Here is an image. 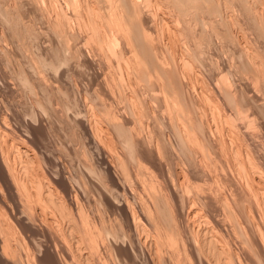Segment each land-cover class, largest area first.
I'll use <instances>...</instances> for the list:
<instances>
[{"label": "rangeland", "instance_id": "1", "mask_svg": "<svg viewBox=\"0 0 264 264\" xmlns=\"http://www.w3.org/2000/svg\"><path fill=\"white\" fill-rule=\"evenodd\" d=\"M124 1L125 0H0V143H2V148L4 150L6 147L7 149H9H6L7 152L9 151L8 153H11L10 163L11 165L13 164L12 167L16 169H14V172L16 173V176H18L16 177V181L18 180V185L24 184L25 182L23 181L25 179L27 180H25V185H27L24 188L25 190L23 189V191L21 189L23 197L17 199L18 201L21 200V206L24 209L25 205L23 204H25L26 202H23L25 200L27 201L26 205H28L26 207V212H28V206L32 204L30 206L32 209H29L31 213L28 212V214L31 217L34 215L33 217L35 218L33 219L34 222L36 221L35 223L43 221L42 223L40 222L39 226L45 225L46 223V225H51V223L54 224L52 220L57 222L59 221V224L55 222L56 225H51L53 230H55L57 227L56 232H58L60 229L65 230V228L67 231L69 229V225H67L66 227V224H71L72 222L76 221L78 222L77 219L79 217L81 218L79 219L78 224H80V222H82V220L84 219H88L87 221L84 220L85 222L92 223V221H95L94 217H96V220H98V223L100 224L101 217L106 212H109V210L106 211L105 209L108 204L106 200H109L111 205L113 203H116L117 205L114 204L116 208H114L115 210H113L116 212L113 213V211H111V213L109 212L110 214L106 213V216H103L102 220H104V222L106 223H109L104 224L108 228L111 227L112 230H110H114L113 232H116L115 234L121 233L120 235L118 234L120 239L117 243L113 236L109 238L107 237V240L105 239L106 247L109 245V243H113V245L116 243L114 246H118L117 244L127 245L128 243L130 246L129 232L127 229H125L126 227L122 229V224L125 223V220H123L122 218L127 215V212L124 211L125 203L129 205L131 201H134L135 203H133L138 206L135 208V205L133 203H131L130 206L135 211V216H138L139 211L136 210H139V207L142 204L145 207L147 204L146 202L148 201V205L150 206L147 205L145 209L149 207L151 208H149V213L151 215H148L154 217L150 219H153V221L157 223V227L159 225V228L156 229V224L153 223L155 224V226H153V224H150L153 226V228L152 226L151 228L148 227V236V233H142V239L145 240L147 251H144L142 249V252L140 251V249H137L136 252V250L134 249V253L141 263L146 264L145 259L147 257L146 255L149 249V253L152 254L155 261L157 260L156 264H171L170 258L173 262V254L176 253V250L173 251L177 247L175 245H180V243L183 245V239L186 238V241L184 240V245L186 250L189 251V248L187 249V245L189 244L187 243L192 242L194 236L195 238L197 236V239L200 241V243H202V241H205L204 239L206 236L203 234L204 230V233L208 232L206 239L211 238L210 240H212V238L215 239L221 235L222 239H217V241L220 240V243L216 242L215 244V240H212V243L216 246L214 245L212 247L207 242L209 240L206 241L208 245L206 244L205 250L209 253L211 251L213 254L214 252L217 254H214V256L211 253V256L209 255L207 257H203L201 260L200 255L197 252V258L193 257L195 258V260L192 259L191 255V258L188 256V263L190 262L189 264H195V262L198 261L196 262V264H204L205 262L207 264V259H209L208 261H212L213 259L212 264H227V262L230 263L229 260L225 258L227 256L224 255V257L221 252V248L224 246L223 243L227 240L229 243L232 242V245L230 244L232 246V249L234 248V251L238 252V248L240 247L234 246L235 244L233 245V243L236 240V242H238L239 240L241 241V239L244 241L245 238L243 231H241L240 229V224L242 222H245L248 229V226L251 225V221H253L254 223H262V221L260 220L261 218H264V192H260V190L257 191L261 185H259L258 183H255L253 185V183H251L252 171L250 169V166L256 163L254 165H257V173L260 172L261 174H264V0H235V2L234 0H223L226 1L227 4L226 8L223 7L222 12H218L215 9V11H213L211 9L213 8L212 5L214 3V1L212 2L211 0H193L197 3L196 5V3L193 2L194 6L192 3H188L190 0H182V2L181 0H179L180 2H177L178 0H168V2H165L167 0H136L137 7L139 6V11L137 10V8L135 9L137 12H133L132 8H129L130 3L128 4L126 2V4ZM186 4L190 5L187 6ZM250 4L252 5L250 6ZM121 6L122 8H120ZM195 6H199L198 8L201 7L199 10L204 9V11H196L197 7L194 10ZM86 7H89V9H87ZM207 7H211L209 10H211V12L213 11L214 14L213 12L210 13ZM189 8L193 9V12L192 10L189 11ZM205 8H207V10ZM245 9H248V11ZM120 10L124 12H121ZM184 10L192 12L193 17H191L192 15H189V12ZM130 11H132V13ZM208 12L209 14H207ZM260 12L262 14H260ZM114 13L117 14L115 15ZM184 13L186 14V16ZM180 14L184 16H180ZM195 14L196 17L199 16L197 19L195 17ZM112 15L113 18L111 19L110 17H112ZM205 15H208V17ZM239 15L241 16V18ZM257 15L258 18L256 20L255 17H257ZM117 17H120V20L123 19V22H121ZM148 17L149 20H147ZM194 17L195 19H193ZM162 18L165 20L167 19L166 21L167 23L169 22V28L165 26L167 23ZM169 18H171V20ZM172 18H174V24L172 23ZM183 18L185 19V21H188L185 22ZM261 18L263 20L262 28L260 26L262 23ZM116 21L118 23H116ZM124 21L126 24L124 23ZM182 21H184L185 23ZM190 21L191 24H189ZM93 22H95L94 25L92 24ZM114 22L116 23V26H118L120 23L119 27L121 26V28L115 27ZM106 23L108 25H106ZM111 23L112 25L110 27L109 24ZM95 25L98 30L100 29L98 32L94 30L97 29ZM140 27L141 29H143L141 30ZM111 29L113 30L112 32L109 31ZM139 29L141 30V32ZM94 31L96 32V34ZM108 32H110V34ZM116 33L118 35H116ZM123 33L125 34L123 35ZM97 34H100L99 36L103 39L106 38L105 40L107 43L103 39L102 41L101 39L98 40V38L100 37H98ZM104 35L108 36L104 38ZM114 35L117 36L116 40L119 39V45H117L118 47L115 48L116 52H112L115 49L111 51V49L109 48L110 41L107 40V38H110L109 36L114 37ZM108 50L111 52H109ZM255 52L257 53L255 54ZM117 58H120L121 61ZM186 59H189L187 61L188 64H191H189L190 67L186 64L185 65L187 67L184 66ZM251 64L252 67L254 65L255 68H253L256 69L257 72L251 67ZM255 64L257 65V67L255 66ZM259 70L260 72H258ZM4 124H6V126L11 129L9 130L10 133L7 132V134L2 131V128H4ZM86 126H88L89 129H87ZM93 134L94 137H92ZM20 136L26 139V141L29 142L30 147H32L31 150L35 151V154L38 158H35V161H33V163L36 162L34 163L36 165L31 163L30 160L27 161V155L24 153L19 154L16 146L14 147V145H12L14 143H18ZM20 139L24 141V139ZM94 140L97 141L94 142ZM98 142L100 144H97ZM185 143H194V145L189 148L188 144ZM198 143L201 147L198 145ZM101 144H104L106 146L105 148L108 149L107 151L110 153L109 165L114 173L113 175L110 172V177L108 174V172L110 171V167L109 165H107L108 163H106V160L103 156L104 153L101 149ZM190 145L191 144H189V146ZM196 145L197 147H195ZM16 154H19V156ZM19 157L21 158L18 159ZM20 160L22 162H25L24 165L22 164L23 166H25L29 162L32 164L31 165L29 163L30 167L29 164L28 166L26 165L28 167V170L31 171H28L30 175L24 176L27 173L24 174L25 172L22 169L23 166L20 164L22 163ZM247 160H251L253 164H250ZM244 161L246 163H244ZM139 162L141 166L138 164ZM240 162L247 168L246 177L241 172H239L240 168L238 169V167H240ZM211 163L213 164V166ZM33 167L35 170H38L36 171L38 172V176L36 175L35 170L34 172L31 170L33 169ZM18 170H21V172H17ZM193 170H196V172ZM231 175L234 177V179H237V183H242L243 185H245L244 183L250 179V186L253 188L251 195L242 194V192L240 191L237 192V185L235 183L236 181ZM42 176H45L48 179L46 180ZM116 176L120 177V179ZM248 176L249 178H247ZM21 177H23L24 180ZM36 177H39L38 179H40V183L38 182V179ZM243 177L244 179L246 178L245 182ZM41 178H43V181ZM110 178H113V180H115L113 181ZM33 179L37 181L31 182ZM61 179H63V181H66V183L69 180L70 183H68V185L64 183V185L62 184V181L60 182ZM19 180H21V182L23 183H20ZM118 180L120 181V183ZM232 180L235 182L233 183ZM48 181L50 184L49 188L47 187ZM111 181L117 183H112ZM170 181H172L174 184ZM224 182L225 185L223 184ZM35 183L39 186L42 183L40 186L41 188L36 186ZM122 183L125 185V187H123L124 185H120ZM215 183H217L218 185L217 188V185ZM228 183L231 184L229 185ZM30 184L33 186H31ZM212 184L213 186L211 187ZM0 185H2L1 180ZM4 186L2 188H6ZM66 186H69V188L71 187L70 192H66ZM116 186H118V188ZM34 187L38 189V191L42 189L40 190L41 193L39 192L40 194H38L40 196L37 195V191L31 192V190L34 191ZM50 187L53 190H50ZM119 187L122 190H120ZM213 187L216 189H214ZM220 187L222 189H220ZM20 188H22V186H19V189ZM56 188L59 190H57ZM123 188L125 190H123ZM91 189L93 190V192ZM102 190L106 191V193L110 195H107ZM131 190L133 191V193H131ZM28 191L29 194L31 193L30 195H27V193L25 194V192ZM51 191H53V195L56 191H59L56 192V197L53 196L54 200L56 199L55 202L52 201L53 199H51ZM47 192H49L50 195L48 194L47 196ZM33 193H36V195ZM42 193L43 195H41ZM44 193L45 199L43 198ZM59 193L61 196L59 195ZM66 193L69 194L67 195ZM103 193L106 194L107 197L110 196V198L108 197V199H104L103 197H107ZM175 193H178V195H176ZM253 193L254 195H252ZM218 194L220 195L219 197ZM6 195L7 198H9L8 194ZM31 195H35L33 201ZM63 195H66V197H64ZM174 195L176 199L177 197H179L182 201L177 202L176 199H174ZM71 196L72 198L70 200L69 198ZM77 196L81 199L80 204L82 203L81 206L80 204H78V208L84 205L82 207L84 210L82 208L79 209L80 211L81 209L84 211H82V213L79 212V210H76V208L74 207H69L71 206V202H69V200L73 201V199L75 200ZM99 196L101 197L99 198ZM130 196H133L131 197V201ZM29 197L31 199H29ZM40 197L41 199L43 198V201L40 200ZM60 197L62 199H60ZM67 197L69 204L67 202ZM78 197L77 199H79ZM203 197H206L207 199L205 198V200ZM208 197H214V200H217L218 204L217 202L213 201V198L211 200ZM64 198L66 199V201H64ZM135 198L137 199V202L135 201ZM200 198L201 202L198 200ZM251 198H254L255 200ZM187 199L189 200L188 203ZM207 200L210 208L209 206L205 207L204 205L206 204ZM49 201L52 204L59 203V201L60 203L64 202L65 207L63 203H59L60 205L55 204L56 206L54 207V205L48 203ZM77 201L76 203H79L80 200ZM141 202L144 203L141 204ZM44 203L49 204V208H47L48 205H45ZM89 204H91V206ZM42 206L43 208H41ZM52 206L54 208H61V213L66 210V207H69L68 210L70 211L71 208H74L71 212L75 214L77 213L76 215L69 211H65V213H68L67 216L70 213V215L68 216L69 220L74 219V221L70 220L69 222L68 217H65V213L63 214L64 217H61L60 212L58 215L57 212L60 211L58 209H56L55 213V209ZM33 207L35 209H33ZM63 207L65 209L64 211L62 210ZM96 207L99 210L101 209L100 211L97 210L99 213L96 211ZM89 209H93V214L96 215L94 216L91 213L92 211ZM120 209H123V212L126 214L122 213ZM229 209H232L231 212ZM12 211L14 212L15 210ZM32 211L35 214H33ZM102 211H104L105 213H103ZM259 211L262 214H260ZM89 212V215H92L90 216L91 219L88 216ZM193 212L196 214H194ZM117 213H119L120 215H117ZM257 213L260 215H258ZM11 214L12 212L9 214L11 218H14V216L17 215L16 211L14 213V216H12ZM98 214L103 215L101 216ZM123 214L124 216L120 219V216ZM77 215L79 216L75 219ZM81 215L83 217L85 215V217L87 218H83ZM109 215H111V217L113 218H111ZM250 215L252 216L249 217ZM253 215L256 216H254V220H251ZM44 217H46V219ZM118 217L121 221L118 219ZM188 217H190L191 219ZM109 218L112 220L110 221ZM186 218L187 221L185 223ZM217 218L218 220H216ZM238 218L240 219L239 221ZM61 219L65 221L64 225ZM106 219L107 221H105ZM89 220L92 221L90 222ZM118 220L120 221V224L118 223ZM122 220L124 221V223H122ZM219 220H222V222L219 223ZM66 221H68V223ZM150 221L153 222L152 220ZM113 222L117 223L121 228H119V226L117 224H114ZM204 222L206 224H204ZM17 223V225H20L19 222ZM20 223L21 226H18L16 230L22 232V230L26 228V231L23 230V233H27V236H32L33 232L29 229V231H27V227L24 226V223ZM179 223H182V226H180ZM94 224L95 222H93V224L91 225ZM112 224H114V226H110ZM186 225L189 226V228L190 225L193 226L191 228H193L194 230H192L191 228H187ZM232 225H236V228H233ZM172 226H174L175 228L177 227V231L180 227H182L179 229L180 231H178L181 232V236L179 237L180 240L182 239L181 242L170 240V238H168L169 233L167 232H169L170 228H173ZM220 226L221 231L222 233L224 232V236L226 238L223 237L222 233L220 234V229L217 228ZM19 227L22 230H20ZM114 227H117L118 229H120V231L117 228L116 230ZM151 230H153L154 232ZM210 230L213 234H211ZM217 231L220 235H217ZM15 232L17 233L18 231ZM20 232L18 233L19 235L22 234V236H25ZM162 232L164 234L166 232V235L168 236L164 235ZM184 232L187 235L184 234ZM124 233L129 238H127ZM155 233L156 237H158L157 234L160 237L156 238ZM160 234H162V236ZM197 234H201L199 237L203 238H199ZM226 234L230 236L227 237ZM182 235L184 236V238ZM42 237H40V239H42ZM229 237L230 239L232 238L231 242L229 241ZM112 238L114 241L112 240ZM234 239L236 240L234 241ZM166 240L168 242H171L172 245ZM240 241L239 243H236V245H240ZM169 244L171 247L169 246ZM113 245H109L107 249L113 251ZM201 245H203V243ZM207 246H209L208 250ZM248 246L250 245H246L247 249H252L251 246L249 248ZM236 247L238 248L236 249ZM133 248H131V250ZM215 248L219 250L217 251ZM138 250L140 251V254L142 253L141 255H139ZM150 250L153 252H150ZM112 251L110 256L111 258L115 259L116 255L114 252V254H112ZM154 252H156L157 255ZM208 252L206 253L209 254ZM237 258L238 256L235 258V263L237 262ZM189 259L191 261H189ZM221 259L224 262H220ZM115 260H113V262L108 260V262L110 264H118ZM159 260H162L163 262ZM192 260L194 261V263H192ZM214 261H216L217 263ZM241 261V264H249L248 262L250 261L251 264L254 263V261V264H262L259 258L255 255L254 258L251 257L246 261L244 260L245 262L243 260Z\"/></svg>", "mask_w": 264, "mask_h": 264}, {"label": "bare ground", "instance_id": "2", "mask_svg": "<svg viewBox=\"0 0 264 264\" xmlns=\"http://www.w3.org/2000/svg\"><path fill=\"white\" fill-rule=\"evenodd\" d=\"M120 1V0H119ZM147 1H149V0H147ZM153 1H155V0H153ZM162 1V0H161ZM185 1V0H184ZM183 1V2H184ZM187 1V0H186ZM196 1V0H195ZM199 1V0H198ZM203 1V0H202ZM212 2L214 1V3H213V5H212V3H211V5L213 6V8H211L213 11H223V7H225L226 8V4H227V2L226 1H223V0H211ZM229 1V0H228ZM239 1V0H238ZM242 1V0H241ZM75 2V1H74ZM125 3L127 2L129 5H130V9L132 8V10H133V12L135 11V12H137L135 9L137 8V10H138V7H137V2H136V0H125L124 1ZM165 2H168V0L167 1H165ZM177 2H180L179 0L177 1ZM181 2H182V0H181ZM193 0H190L188 3H192L193 4ZM201 2V1H200ZM221 2H223V3H221ZM234 2H235V0H234ZM260 2V1H259ZM4 3V2H3ZM126 3V4H127ZM138 3H139V1H138ZM155 3V2H154ZM158 3V2H157ZM194 3H196V2H194ZM204 3V2H203ZM206 3V2H205ZM240 3H242V2H240ZM249 3H251V2H249ZM248 3V4H249ZM100 4V3H99ZM123 4V3H122ZM125 4V5H126ZM141 4V3H140ZM170 4V3H169ZM190 4H188V5H190ZM202 4V3H201ZM258 4V3H257ZM43 5V4H42ZM77 5V4H76ZM107 5V4H106ZM118 5V4H117ZM129 5H127V6H129ZM187 5V4H186ZM187 5V6H188ZM196 5H197V3H196ZM198 5H200V4H198ZM206 5V4H205ZM207 5H208V3H207ZM210 5V6H211ZM231 5V4H230ZM238 5H239V3H238ZM252 4H250V6H251ZM256 5V4H255ZM4 6V5H3ZM176 6V5H175ZM193 6H194V4H193ZM235 6V5H234ZM249 6V5H248ZM74 7V6H73ZM78 7V6H77ZM90 7V6H89ZM89 7L87 8V9H89ZM102 7V6H101ZM183 7V6H182ZM191 7V6H190ZM197 6H195L194 7V10H195V8H196ZM199 7V6H198ZM197 7V8H198ZM217 7V8H216ZM113 8V7H112ZM112 8H109V9H112ZM116 8H117V6H116ZM120 8H122V6L120 7ZM187 8V7H186ZM196 8V11H204V9H202V10H199L200 8H198L197 9ZM203 8V7H202ZM208 8V7H207ZM207 8H205L206 10H207ZM210 8H208V11H210V13H212L211 12V10H209ZM39 9V8H38ZM130 9H128V10H130ZM188 9V8H187ZM190 9V8H189ZM215 9V10H214ZM235 9V8H234ZM90 10H91V8H90ZM182 10H183V8H182ZM192 10V12H193V9H190L189 11H191ZM230 10H232V9H230ZM245 10H247L248 11V9H245ZM79 11V10H78ZM121 11V10H120ZM127 11V10H126ZM139 11V10H138ZM176 11V10H175ZM184 11H187V12H189L188 10H184ZM195 11V12H196ZM247 11H245V12H247ZM254 11V10H253ZM258 11H259V9H258ZM262 11V10H261ZM264 11V10H263ZM98 12V11H97ZM114 12V11H113ZM121 12H124V11H121ZM131 13H132V11H130ZM180 12V11H179ZM186 12V13H187ZM192 12H189L190 14L189 15H192L191 17H193V14H192ZM207 12V11H206ZM240 12V11H239ZM256 12H257V9H256ZM79 13V12H78ZM101 13H103V12H101ZM198 13V12H197ZM196 13V14H197ZM241 13V12H240ZM239 13V14H240ZM255 13V12H254ZM8 14H10V13H8ZM75 14V13H74ZM115 14V13H114ZM113 14V15H114ZM117 14V13H116ZM115 14V15H116ZM119 14V13H118ZM137 14V13H136ZM175 14V13H174ZM177 14H179V13H177ZM185 14V13H184ZM188 14V13H187ZM196 14H195V17H196ZM207 14H209V12L207 13ZM213 14H214V12H213ZM212 14V15H213ZM221 14V13H220ZM248 14V13H247ZM250 14V13H249ZM257 14H259V13H257ZM260 14H262L261 12H260ZM60 15V14H59ZM109 15V14H108ZM113 15H112V17H110L111 19L113 18ZM153 15V14H152ZM198 15V14H197ZM236 15V14H235ZM241 15V14H240ZM239 15V16H240ZM263 15H264V13H263ZM262 15V16H263ZM110 16V15H109ZM147 16V15H146ZM180 16H184V15H181L180 14ZM180 16H179V20H180ZM185 16H186V14H185ZM205 16H207L208 17V15H205ZM214 16V15H213ZM253 16V15H252ZM82 17V16H81ZM136 17H137V15H136ZM170 17V16H169ZM173 17V16H172ZM175 17V16H174ZM188 17V16H187ZM195 17L193 18V19H195ZM199 17V16H198ZM198 17H196V19L198 18ZM206 17V18H207ZM226 17V16H225ZM230 17V16H229ZM261 17V16H260ZM259 17V18H260ZM264 17V16H263ZM262 17V18H263ZM11 18V17H10ZM71 18V17H70ZM69 18V19H70ZM109 18V17H108ZM118 18V17H117ZM120 18V17H119ZM118 18V19H119ZM123 18V17H122ZM139 18V17H138ZM165 18V17H164ZM184 18H186V17H184ZM183 18V20L185 21V19ZM240 18H241V16H240ZM254 18V17H253ZM256 18V20H257V18H258V15H257V17H255ZM254 18V19H255ZM262 18H261V21H262V23H261V28H262V24H263V20H264V18H263V20H262ZM121 19V18H120ZM119 19V20H120ZM140 19V18H139ZM163 19V18H162ZM170 20H171V18H169ZM177 19V18H176ZM186 19H188V18H186ZM190 19V18H189ZM211 19V18H210ZM82 20V19H81ZM115 20V19H114ZM117 20V19H116ZM123 20V19H122ZM122 20H120L121 22H123ZM138 20V19H137ZM144 20V19H143ZM147 20H149V17L147 18ZM163 20H165V19H163ZM167 20V19H166ZM165 20V22L167 23V21ZM169 20V21H170ZM174 18H172V23L174 24ZM178 20V19H177ZM204 20V19H203ZM209 20V19H208ZM232 20V19H231ZM95 21V20H94ZM107 21H109V20H107ZM132 21V20H131ZM184 21H182V22H184ZM186 21H188V20H186ZM185 21V22H186ZM192 21V20H191ZM191 21H190V23L189 24H191ZM196 21V20H195ZM200 21V20H199ZM106 22V21H105ZM109 22H111V21H109ZM130 22V21H129ZM134 22V21H133ZM139 22H141V21H139ZM161 22H163V21H161ZM177 22V21H176ZM184 22V23H185ZM207 22V21H206ZM208 22H210V21H208ZM216 22V21H215ZM237 22V21H236ZM240 22V21H239ZM94 23L95 22H93L92 24L94 25ZM108 23V22H107ZM106 23V25H108ZM116 23H118L117 21H116ZM116 23L114 22V24H115V27H119V25H120V23H119V25L118 26H116ZM124 23H125V21H124ZM131 23V22H130ZM98 24V23H97ZM126 24V23H125ZM124 24V25H125ZM138 24V23H137ZM168 24V25H167ZM165 26H169V22L167 23ZM172 24V25H173ZM176 24V23H175ZM198 24V23H197ZM239 24V23H238ZM258 24H259V22H258ZM17 25V24H16ZM111 25H112V23L111 24H109V26L111 27ZM128 25V24H127ZM132 25V24H131ZM162 25V24H161ZM178 25V24H177ZM176 25V26H177ZM222 25V24H221ZM235 26V25H234ZM95 27H96V25H95ZM217 27V26H216ZM256 27H257V25H256ZM264 27V26H263ZM90 28V27H89ZM97 28V27H96ZM119 28H121V26L119 27ZM169 28V27H168ZM106 29V28H105ZM129 29V28H128ZM127 29V30H128ZM140 29H141V27H140ZM139 29V30H140ZM143 29V28H142ZM141 29V30H142ZM95 31H99L98 30V28L97 29H94ZM131 30H134V29H131ZM138 30V29H137ZM141 30H140V32H141ZM170 30V29H169ZM210 30H212V29H210ZM214 30V29H213ZM243 30V29H242ZM24 31V30H23ZM94 31V32H95ZM110 32H112L113 30L111 29V30H109ZM123 31V30H122ZM130 31V30H129ZM145 31H147V30H145ZM191 31V30H190ZM196 31V30H195ZM65 32V31H64ZM110 32H108L109 34H110ZM121 32V31H120ZM124 32V31H123ZM127 32V31H126ZM210 32V31H209ZM251 32V31H250ZM253 32V31H252ZM24 33V32H23ZM114 33V32H113ZM122 33V32H121ZM128 33V32H127ZM144 33V32H143ZM181 33H183V32H181ZM259 33V32H258ZM29 34V33H28ZM95 34H96V32H95ZM103 34V33H102ZM115 34V33H114ZM125 33H123V35H124ZM146 34V33H145ZM178 34V33H177ZM209 34V33H208ZM215 34V33H214ZM225 34V33H224ZM264 34V33H263ZM22 35V34H21ZM94 35V34H93ZM98 35V34H97ZM100 35V34H99ZM98 35V37H100ZM113 35V34H112ZM116 35H118L117 33H116ZM137 35V34H136ZM189 35V34H188ZM204 35V34H203ZM80 36V35H79ZM108 35H104V38L105 37H107ZM120 36V35H119ZM121 36H122V34H121ZM120 36V37H121ZM144 36V35H143ZM181 36V35H180ZM184 36V35H183ZM191 36V35H190ZM227 36V35H226ZM20 37V36H19ZM110 38L112 37V36H109ZM116 37L117 36H115L114 35V37H112L110 40L107 38V40L108 41H110L109 42V48L111 49V51L112 50H114L116 47H118L117 45H119V39L118 40H116ZM119 37V38H120ZM141 37V36H140ZM146 37V36H145ZM202 37V36H201ZM79 38V37H78ZM139 38V37H138ZM227 38V37H226ZM99 39H101V41H102V39L103 38H98V40ZM106 39V38H105ZM105 39H103V40H105ZM190 39V38H189ZM228 39V38H227ZM122 40V39H121ZM145 40V39H144ZM150 40V39H149ZM173 40V39H172ZM196 40V39H195ZM201 40V39H200ZM253 40V39H252ZM59 41V40H58ZM254 41V40H253ZM20 42V41H19ZM105 42H106V40H105ZM104 42V43H105ZM154 42H155V40H154ZM107 43V42H106ZM151 43V42H150ZM209 43V42H208ZM239 43V42H238ZM5 44V43H4ZM47 44V43H46ZM143 44V43H142ZM214 44V43H213ZM18 45V44H17ZM144 45V44H143ZM150 45H152V44H150ZM223 45V44H222ZM249 45V44H248ZM54 46V45H53ZM149 46V45H148ZM232 46V45H231ZM31 47V46H30ZM135 47V46H134ZM153 48V47H152ZM201 48V47H200ZM134 49V48H133ZM146 49V48H145ZM258 49V48H257ZM76 50V49H75ZM125 50V49H124ZM147 50V49H146ZM235 50V49H234ZM238 50V49H237ZM256 50V49H255ZM259 50V49H258ZM101 51V50H100ZM109 51V50H108ZM111 51H109V52H111ZM148 51V50H147ZM150 51V50H149ZM217 51V50H216ZM112 52H116V49L114 50V51H112ZM133 52V51H132ZM187 52V51H186ZM196 52V51H195ZM126 53V52H125ZM140 53V52H139ZM149 53V52H148ZM190 53V52H189ZM228 53V52H227ZM226 53V54H227ZM230 53V52H229ZM235 53V52H234ZM246 53V52H245ZM257 52H255V54H256ZM73 54V53H72ZM116 54V53H115ZM150 54V53H149ZM156 54V53H155ZM192 54V53H191ZM217 54V53H216ZM249 54V53H248ZM54 55V54H53ZM61 55V54H60ZM108 55V54H107ZM261 55V54H260ZM155 56V55H154ZM249 56H251V55H249ZM263 56V55H262ZM3 57V56H2ZM32 57V56H31ZM160 57V56H159ZM248 57V56H247ZM255 57H256V55H255ZM27 58H29V57H27ZM65 58V57H64ZM184 58V57H183ZM202 58V57H201ZM249 58V57H248ZM32 59V58H31ZM118 59V58H117ZM129 59V58H128ZM245 59V58H244ZM255 59V58H254ZM257 59V58H256ZM118 60H120V58L118 59ZM139 60V59H138ZM150 60V59H149ZM157 60V59H156ZM187 60H189V59H186L185 60V63H184V66H189V64H188V61ZM250 60V59H249ZM258 60V59H257ZM26 61V60H25ZM31 61V60H30ZM121 61V60H120ZM135 61V60H134ZM142 61V60H141ZM163 61V60H162ZM252 61H253V59H252ZM256 61V60H255ZM254 61V62H255ZM28 62V61H27ZM119 62V61H118ZM184 62V61H183ZM187 62V63H186ZM260 62V61H259ZM45 63V62H44ZM108 63V62H107ZM120 63V62H119ZM223 63V62H222ZM26 64V63H25ZM55 64V63H54ZM127 64V63H126ZM175 64V63H174ZM186 64V65H185ZM219 64V63H218ZM261 64V63H260ZM259 64V65H260ZM81 65V64H80ZM119 65V64H118ZM158 65V64H157ZM168 65V64H167ZM191 65V64H190ZM186 66V67H187ZM255 66L257 67V65L255 64ZM32 67V66H31ZM190 67V66H189ZM251 67H252V64H251ZM253 67H254V65H253ZM252 67V68H253ZM259 67V66H258ZM262 67V66H261ZM38 68V67H37ZM67 68V67H66ZM144 68V67H143ZM239 68V67H238ZM255 68V67H254ZM253 68V69H254ZM263 68V67H262ZM29 69V68H28ZM35 69H36V67H35ZM157 69V68H156ZM186 69V68H185ZM184 69V70H185ZM190 69V68H189ZM201 69V68H200ZM258 69V68H257ZM16 70V69H15ZM125 70V69H124ZM255 71H256V69H254ZM116 71V70H115ZM211 71V70H210ZM215 71V70H214ZM247 71V70H246ZM245 71V72H246ZM29 72V71H28ZM39 72V71H38ZM120 72V71H119ZM122 72V71H121ZM190 72V71H189ZM212 72H213V70H212ZM250 72H251V70H250ZM257 72V71H256ZM258 72H260V70L258 71ZM34 73V72H33ZM191 73V72H190ZM240 73V72H239ZM18 74V73H17ZM36 74V73H35ZM50 74V73H49ZM167 74V73H166ZM186 74V73H185ZM6 75V74H5ZM32 75V74H31ZM121 75V74H120ZM149 75V74H148ZM27 76V75H26ZM40 76V75H39ZM118 76V75H117ZM140 76V75H139ZM143 76V75H142ZM200 76V75H199ZM202 76V75H201ZM245 76V75H244ZM260 76V75H259ZM11 77V76H10ZM34 77V76H33ZM160 77V76H159ZM169 77V76H168ZM252 77V76H251ZM263 78V77H262ZM22 79V78H21ZM28 79V78H27ZM41 79V78H40ZM166 79V78H165ZM241 79V78H240ZM259 79V78H258ZM33 80V79H32ZM35 80V79H34ZM39 80V79H38ZM44 80V79H43ZM156 80V79H155ZM158 80V79H157ZM223 80V79H222ZM25 81V80H24ZM50 81V80H49ZM185 81V80H184ZM246 81V80H245ZM122 82V81H121ZM120 82V83H121ZM128 82V81H127ZM154 82H156V81H154ZM172 82V81H171ZM170 82V83H171ZM176 82V81H175ZM29 83V82H28ZM52 83V82H51ZM227 83H229V82H227ZM50 84V83H49ZM114 84V83H113ZM142 84V83H141ZM259 84V83H258ZM263 84V83H262ZM130 85V84H129ZM145 85V84H144ZM216 85V84H215ZM264 85V84H263ZM27 86H29V85H27ZM120 86V85H119ZM258 86V85H257ZM47 87V86H46ZM138 87V86H137ZM171 87V86H170ZM252 87V86H251ZM67 88V87H66ZM166 88V87H165ZM204 88V87H203ZM226 88V87H225ZM22 89V88H21ZM40 89V88H39ZM210 89V88H209ZM48 90V89H47ZM46 90V91H47ZM74 90V89H73ZM153 91V90H152ZM172 91V90H171ZM233 91V90H232ZM111 92V91H110ZM132 92V91H131ZM176 92V91H175ZM228 92H230V91H228ZM256 92V91H255ZM34 93V92H33ZM44 93V92H43ZM68 93V92H67ZM152 93V92H151ZM174 93V92H173ZM197 93V92H196ZM217 93V92H216ZM260 93V92H259ZM97 94V93H96ZM150 94V93H149ZM157 94V93H156ZM172 94V93H171ZM52 95V94H51ZM69 95V94H68ZM138 95V94H137ZM154 95V94H153ZM163 95V94H162ZM217 95V94H216ZM219 95V94H218ZM59 96V95H58ZM50 97V96H49ZM168 97V96H167ZM175 97V96H174ZM207 97V96H206ZM36 98H38V97H36ZM166 98V97H165ZM53 99V98H52ZM128 99V98H127ZM171 99V98H170ZM207 99H209V98H207ZM254 99V98H253ZM176 100V99H175ZM219 100V99H218ZM238 100V99H237ZM72 101V100H71ZM82 101V100H81ZM87 101V100H86ZM125 101V100H124ZM163 101H165V100H163ZM210 101V100H209ZM222 101V100H221ZM3 102V101H2ZM23 102V101H22ZM63 102V101H62ZM65 102V101H64ZM101 102V101H100ZM44 103V102H43ZM179 103V102H178ZM195 103V102H194ZM209 103V102H208ZM232 103V102H231ZM258 103H260V102H258ZM60 104V103H59ZM98 104V103H97ZM245 104V103H244ZM83 105V104H82ZM25 106V105H24ZM73 106V105H72ZM232 106V105H231ZM92 107V106H91ZM147 107H149V106H147ZM157 107V106H156ZM230 107V106H229ZM237 107H238V105H237ZM247 107V106H246ZM8 108V107H7ZM45 108V107H44ZM174 108V107H173ZM202 108V107H201ZM54 109V108H53ZM120 109V108H119ZM179 109V108H178ZM230 109V108H229ZM258 109V108H257ZM45 110V109H44ZM50 110H52V109H50ZM58 110V109H57ZM198 110V109H197ZM215 110V109H214ZM217 110V109H216ZM73 111V110H72ZM167 111V110H166ZM182 111V110H181ZM259 111H260V109H259ZM79 112V111H78ZM202 112V111H201ZM239 112H240V108H239ZM242 112H244V111H242ZM100 113V112H99ZM114 113V112H113ZM180 113V112H179ZM192 113V112H191ZM215 113V112H214ZM252 113V112H251ZM70 114V113H69ZM177 114V113H176ZM259 114V113H258ZM37 115V114H36ZM181 115V114H180ZM201 115V114H200ZM246 115V114H245ZM261 115V114H260ZM104 116V115H103ZM164 116V115H163ZM57 117V116H56ZM73 117V116H72ZM237 117V116H236ZM133 118V117H132ZM196 118V117H195ZM53 119V118H52ZM84 119V118H83ZM170 119V118H169ZM175 119V118H174ZM174 119H173V121H174ZM232 119V118H231ZM49 120V119H48ZM188 120V119H187ZM76 121V120H75ZM88 121V120H87ZM111 121V120H110ZM139 121V120H138ZM235 121V120H234ZM238 121V120H237ZM149 122V121H148ZM169 122H170V120H169ZM50 123V122H49ZM61 123V122H60ZM197 123V122H196ZM243 123V122H242ZM63 124V123H62ZM167 124V123H166ZM190 124V123H189ZM215 124V123H214ZM240 124V123H239ZM261 124V123H260ZM259 124V125H260ZM31 125V124H30ZM55 125V124H54ZM60 125V124H59ZM86 125V124H85ZM90 125V124H89ZM95 125V124H94ZM120 125V124H119ZM157 125V124H156ZM184 125V124H183ZM235 125V124H234ZM133 126V125H132ZM141 126V125H140ZM200 126V125H199ZM3 127L4 128H2L3 130V132L4 133H7V132H9V130H11V129H9V127H7L6 126V124H4L3 125ZM87 127V129H89L88 128V126H86ZM130 127V126H129ZM167 127V126H166ZM63 128V127H62ZM97 128V127H96ZM126 128V127H125ZM86 129V128H85ZM173 129H174V127H173ZM215 129V128H214ZM104 130V129H103ZM194 130V129H193ZM201 130V129H200ZM101 131V130H100ZM137 131V130H136ZM210 131V130H209ZM214 131V130H213ZM250 131V130H249ZM15 132H17V131H15ZM53 132V131H52ZM55 132V131H54ZM88 132H91V131H88ZM93 132V131H92ZM186 132V131H185ZM221 132V131H220ZM10 133V132H9ZM8 134V133H7ZM13 134V133H12ZM62 134V133H61ZM135 134V133H134ZM191 134V133H190ZM194 134V133H193ZM10 135V134H9ZM57 135V134H56ZM82 135V134H81ZM90 135H91V133H90ZM208 135V134H207ZM55 136V135H54ZM133 136V135H132ZM172 136V135H171ZM57 137V136H56ZM92 137H94V134H93V136ZM115 137V136H114ZM194 137V136H193ZM6 138V137H5ZM20 138H22V139H24L22 136H20ZM19 138V141H18V143H14V144H12V145H14V147L16 146V148H17V151H18V153L20 154V153H24V154H26L27 155V161L28 160H30L31 161V163H33V161H35V158H38L37 156H36V154H35V151H33V150H31V148L32 147H30V145H29V142H27L26 141V139H24V141L23 140H21ZM98 138V137H97ZM138 138V137H137ZM197 138V137H196ZM71 139V138H70ZM96 139V138H95ZM140 139V138H139ZM243 139V138H242ZM21 140V141H20ZM196 140H198V139H196ZM208 140V139H207ZM233 140V139H232ZM246 140V139H245ZM15 141V140H14ZM95 141H97V140H94V142ZM99 141V140H98ZM247 141V140H246ZM233 142V141H232ZM244 142V141H243ZM65 143V142H64ZM89 143V142H88ZM173 143V142H172ZM72 144V143H71ZM85 144V143H84ZM97 144H100L99 142L97 143ZM135 144V143H134ZM185 144H188V143H185ZM189 144H191L190 146H189ZM188 144V147L190 148L191 146H193L194 145V143H189ZM196 144V143H195ZM102 145V144H101ZM140 145V144H139ZM198 145H199V143H198ZM228 145V144H227ZM6 146V145H5ZM32 146V145H31ZM35 146V145H34ZM99 146V145H98ZM108 146V145H107ZM200 146V145H199ZM217 146V145H216ZM239 146V145H238ZM78 147V146H77ZM106 146L103 144L102 146H101V149H102V151H103V153H104V158H105V160H106V163H108L107 165H109V163H110V153L107 151L108 149H106L105 148ZM195 147H197V145L195 146ZM201 147V146H200ZM252 147V146H251ZM136 148V147H135ZM158 148V147H157ZM176 148V147H175ZM211 148V147H210ZM238 148V147H237ZM7 148L5 147V150H6ZM90 149V148H89ZM147 149V148H146ZM3 148H2V143H0V180H1V184L4 186V187H6V188H2L3 186L2 185H0V264H108L109 262H108V260H110V261H112L113 262V260H115L118 264H143V263H141L139 260H138V258L136 257V255H135V250H136V252H137V249H140V251H142V249L144 250V251H147V246L145 245V240H143L142 238H143V234L142 233H148L147 234V236L149 235V228L148 227H150L151 228V226L152 225H150V224H153V223H155L154 221H153V219H150V218H154L153 216H150L151 214L149 213L150 211H149V208H147V209H145V207H147V205H148V201L145 203L146 204V206L144 207L143 206V204L142 203H144V202H141V204L142 205H140V207H139V210H136V211H139V214H138V216H135V214H134V210L131 208V206H130V204L131 203H133L134 201H131V197H133V196H130V201H131V203L128 205L127 203H125V206H124V211L125 212H127V215L126 216H124V214H126V213H124L123 212V209L121 210L122 211V213H124L123 215H121L120 216V219H121V217H123L122 219L123 220H125V223H124V221L122 222V223H124L125 224V226H124V224H122L123 225V228L122 229H124V227H126L125 229H127L128 230V232H129V237H130V239H129V241H130V246H129V244L127 243V245L126 244H117L118 246H114L113 245V243H109V242H106V243H109V245H113L114 246V248H113V251L112 250H110V249H107V247L109 246H105L106 244H105V239L108 237H114L115 238V241L118 243V241H119V235L121 234H119V233H117V234H115L113 231H111L112 229H111V227L110 226H114V224H117V223H114V224H112V225H110L109 227L110 228H108L107 226H105V224L104 223H106V222H104V220H102V218H103V216H106L105 214L107 213V214H110L111 213V211H113V210H115L114 208H116V206L114 205V204H116V203H113L112 205H111V203H110V201L109 200H106L107 201V207L105 208L106 209V211L107 210H109V212H104V211H102L103 213H105L103 216L101 215V214H98V215H101L100 217H101V221H100V224L98 223V220H96V217H94L95 218V221H92V223H88V222H85L84 220H88V219H84V220H82V222H80V224H78V222H79V219L81 218V217H79L78 218V216L79 215H77L76 217H75V219L76 218H78L77 220H78V222L76 221V222H72V221H74V219L72 220V219H70V220H72L71 222V224H66V227H67V225H69V229L66 231V228H65V230L64 229H60L61 227H63V226H61L60 228H58V229H60L58 232H56V229H57V227H56V229L55 230H53L52 229V226L51 225H56L55 224V222L56 223H58L57 221H54V220H52L53 222H54V224H52L51 222V225L50 224H48V225H46L45 223V225H42V226H39L40 225V222L42 223L43 221H40V222H37V223H35L34 222V219L33 218H35V217H31V216H29V214H28V212L29 213H31L30 211H29V209L31 210L32 208L30 207L31 205H29L28 206V212H26V207H27V205H26V203H27V201L25 200H23L24 202L23 203H25V204H23V205H25V209L21 206L22 204V202H21V200L20 201H18V199L17 198H21V197H23L22 196V193H21V189L23 190L24 188H25V186H27V185H25V183H26V181L23 179V177H21L24 181L23 182H25L24 184H21V185H18V180L16 181V177H18V176H16V173L14 172V167H12L13 166V164L11 165V161H10V154L7 152V150H9V149H7L6 151H5ZM150 150V149H149ZM188 150V149H187ZM223 150V149H222ZM73 151V150H72ZM160 151V150H159ZM201 151V150H200ZM233 151V150H232ZM16 152V151H15ZM210 152V151H209ZM231 152V151H230ZM17 153V152H16ZM44 153V152H43ZM61 153V152H60ZM67 153H69V152H67ZM200 153V152H199ZM19 154H16V155H18L19 156ZM65 154V153H64ZM143 154V153H142ZM202 154V153H201ZM257 154V153H256ZM15 155V154H14ZM25 155V156H26ZM118 155V154H117ZM137 155V154H136ZM24 156V155H23ZM68 156V155H67ZM66 156V157H67ZM112 156V155H111ZM216 156V155H215ZM259 156V155H258ZM22 157V156H21ZM21 157H19L18 159H20ZM70 157V156H69ZM72 157V156H71ZM114 157V156H113ZM119 157V156H118ZM143 157V156H142ZM145 157V156H144ZM149 157V156H148ZM191 157V156H190ZM237 157V156H236ZM250 157V156H249ZM40 158V157H39ZM205 158V157H204ZM223 158V157H222ZM246 158V157H245ZM251 158V157H250ZM249 158V159H250ZM255 158V157H254ZM23 159H25V158H23ZM74 159V158H73ZM114 159V158H113ZM221 159V158H220ZM243 159V158H242ZM241 159V160H242ZM15 160V159H14ZM22 160V159H21ZM20 160V161H21ZM205 160V159H204ZM218 160V159H217ZM237 160V159H236ZM258 160V159H257ZM261 160V159H260ZM26 161V162H27ZM70 161V160H69ZM117 161V160H116ZM146 161V160H145ZM163 161V160H162ZM190 161V160H189ZM238 161V160H237ZM236 161V162H237ZM247 161H249V160H247ZM251 161V160H250ZM249 161V163L250 164H253L252 163V161L250 162ZM14 162V161H13ZM22 162V161H21ZM74 162V161H73ZM239 162V161H238ZM24 163L25 162H22V163H20L21 165L23 164L24 165ZM30 163V162H29ZM28 163V164H29ZM30 163V164H31ZM34 163H36V162H34ZM33 163V164H34ZM117 163V162H116ZM165 163V162H164ZM244 163H246L245 161H244ZM18 164V163H17ZM28 164H26L27 166H28ZM30 164H29V167H30ZM90 164V163H89ZM139 165H140V162L138 163ZM144 164V163H143ZM212 164V163H211ZM239 164V163H238ZM254 164H256V163H254ZM253 164V165H254ZM259 164V163H258ZM22 165V166H23ZM23 166L22 167V169L24 170V174H26V175H24V176H28V175H30V173L28 172V171H30V170H28V167L27 166ZM32 165V164H31ZM34 165H36V164H34ZM33 165V166H34ZM101 165V164H100ZM113 165V164H112ZM133 165V164H132ZM253 165H248V166H250V169H251V171H252V180H251V183H253V185L255 184V183H258L259 185H261L260 187H259V189L257 190V191H259L260 190V192H264V174H261L260 172L259 173H257V170H258V168L256 169V167H257V165L254 167ZM40 166V165H39ZM141 166V165H140ZM139 166V167H140ZM148 166V165H147ZM194 166V165H193ZM212 166H213V164H212ZM232 166V165H231ZM239 166L240 167H238V169H239V172H241L243 175H245V177H246V171H247V168L245 167V165H243L241 162H240V164H239ZM262 166V165H261ZM19 167V166H18ZM85 167V166H84ZM88 167V166H87ZM90 167V166H89ZM109 167H110V165H109ZM143 167V166H142ZM32 168V167H31ZM116 168V167H115ZM128 168V167H127ZM176 168V167H175ZM18 169V168H17ZM21 169V168H20ZM30 169V168H29ZM92 169V168H91ZM99 169V168H98ZM110 169V171L108 172V174H109V177H110V172H111V174H113L114 175V173H113V171H112V169H111V167L109 168ZM190 169V168H189ZM249 169V168H248ZM249 169V170H250ZM263 169V168H262ZM16 170V169H15ZM33 172H34V167H33V169H31ZM85 170V169H84ZM113 170H115V169H113ZM118 170V169H117ZM132 170V169H131ZM261 170V169H260ZM36 171H38V170H35V172ZM47 171V170H46ZM129 171V170H128ZM127 171V172H128ZM138 171V170H137ZM156 171V170H155ZM185 171V170H184ZM193 171H195L196 172V170H193ZM227 171V170H226ZM17 172H21V170L19 171H17ZM23 172V171H22ZM31 172V171H30ZM198 172V171H197ZM203 172V171H202ZM205 172V171H204ZM209 172V171H208ZM236 172V171H235ZM29 173V174H28ZM84 173V172H83ZM118 173V172H117ZM214 173V172H213ZM32 174V173H31ZM40 174V173H39ZM85 174V173H84ZM120 174V173H119ZM204 174V173H203ZM239 174V173H238ZM241 174V175H242ZM18 175V174H17ZM20 175V174H19ZM35 175V174H34ZM36 175L38 176V172H36ZM43 175V174H42ZM50 175V174H49ZM145 175V174H144ZM33 176V175H32ZM80 176V175H79ZM185 176V175H184ZM232 176V175H231ZM43 177V176H42ZM112 177V176H111ZM117 178H119L120 179V177H118V176H116ZM140 177H141V175H140ZM217 177V176H216ZM233 177V176H232ZM20 178V177H19ZM31 178V177H30ZM37 178V177H36ZM39 178V177H38ZM37 178V179H38ZM43 178H45L46 180L48 179V178H46L45 176L43 177ZM43 178H41L42 179V181H43ZM53 178V177H52ZM113 178H115V177H113ZM113 178H110V179H112L113 180ZM203 178V177H202ZM226 178V177H225ZM228 178V177H227ZM247 178H249V176L247 177ZM34 179H35V177H34ZM32 180L31 182H33V181H37V180ZM44 179V180H45ZM66 179V178H65ZM68 179V178H67ZM184 179V178H183ZM196 179V178H195ZM209 179V178H208ZM220 179V178H219ZM233 179H234V177H233ZM243 179H244V177H243ZM246 179V178H245ZM244 179V182L246 181ZM40 179H38V182L40 183L41 181H39ZM88 180V179H87ZM115 180V179H114ZM113 180V181H114ZM122 180V179H121ZM125 180V179H124ZM149 180V179H148ZM154 180V179H153ZM175 180V179H174ZM224 180V179H223ZM227 180V179H226ZM231 180V179H230ZM235 181H233L232 180V182L234 183H236V191L238 192V191H240V192H242V194H246V195H251V193H252V190H253V188L250 186V179L249 180H247L244 184L245 185H243L242 183H237L238 181H237V179H234ZM238 180H239V178H238ZM20 181V183H23V182H21V180H19ZM63 182L62 184H67L68 185V183H70L69 182V180H68V182L66 183V181H63V179H61L60 180V182ZM77 181V180H76ZM113 181H111L112 183H117V182H113ZM117 181V180H116ZM119 181V180H118ZM131 181H134V180H131ZM179 181V180H178ZM192 181V180H191ZM208 181V180H207ZM214 181H215V179H214ZM216 181H218V180H216ZM221 181V180H220ZM3 182V183H2ZM30 182V181H29ZM30 182V183H31ZM46 182V181H45ZM157 182V181H156ZM171 183H173L172 181H170ZM182 182V181H181ZM199 182V181H198ZM206 182V181H205ZM228 182V181H227ZM230 182V181H229ZM239 182H241V181H239ZM28 183V182H27ZM38 183V184H39ZM52 183V182H51ZM59 183V182H58ZM72 183V182H71ZM76 183V182H75ZM119 183H120V181H119ZM118 183V184H119ZM134 183V182H133ZM232 183V184H233ZM29 184V183H28ZM34 184V183H33ZM36 184V183H35ZM42 184V183H41ZM41 184H40V186H41ZM61 184V183H60ZM64 184V185H65ZM174 184V183H173ZM208 184V183H207ZM216 185H217V183H215ZM224 185H225V182L223 183ZM229 185L231 184V183H228ZM31 185V184H30ZM47 187L49 188V181H48V183H47ZM81 185V184H80ZM84 185V184H83ZM87 185H89V184H87ZM120 185H124L123 183L122 184H120ZM210 185V184H209ZM220 185V184H219ZM252 185V184H251ZM19 186H22V188H20L19 189ZM31 186H33V185H31ZM30 186V187H31ZM36 186H38V187H40L39 185H37L36 184ZM35 186V187H36ZM58 186H60V185H58ZM63 186V185H62ZM73 186V185H72ZM76 186V185H75ZM92 186V185H91ZM95 186H96V184H95ZM201 186V185H200ZM213 186V184L211 185V187ZM234 186V185H233ZM34 187V188H35ZM64 187V186H63ZM117 188H118V186H116ZM115 187V188H116ZM121 187V186H120ZM119 187V188H120ZM123 187H125V185L123 186ZM210 187V188H211ZM218 187V185L216 186V188ZM27 188V187H26ZM28 188H29V185H28ZM33 188V187H32ZM37 188V187H36ZM35 188V189H36ZM41 188V187H40ZM39 188V189H40ZM71 188V187H70ZM69 188V186H66L65 187V190H66V192H70V189ZM102 188V187H101ZM116 188V189H117ZM174 188V187H173ZM206 188V187H205ZM209 188V187H208ZM214 188V187H213ZM216 188H214V189H216ZM230 188V187H229ZM5 189V190H4ZM34 189V191H32L31 189V192H35V191H37V195L38 194H40L41 192H40V190H42V189H40L39 191H38V189H36L35 190ZM57 189V188H56ZM56 189H54V190H56ZM61 189V188H60ZM84 189V188H83ZM87 189V188H86ZM97 189V188H96ZM130 189V188H129ZM165 189V188H164ZM220 189H222L221 187H220ZM235 189V188H234ZM233 189V190H234ZM7 190V191H6ZM25 190V189H24ZM23 190V191H24ZM28 190V189H27ZM49 190V189H48ZM50 190H53V189H51V187H50ZM57 190H59V189H57ZM64 190V191H65ZM92 190V189H91ZM100 190V189H99ZM119 190V189H118ZM117 190V191H118ZM120 190H122L121 188H120ZM123 190H125L124 188H123ZM127 190H128V188H127ZM126 190V191H127ZM213 190V189H212ZM5 191V192H4ZM47 191V190H46ZM72 191H73V189H72ZM71 191V192H72ZM88 191V190H87ZM102 191H104V190H102ZM125 191V192H126ZM132 191V190H131ZM235 191V190H234ZM6 192H8V193H6ZM40 192V193H39ZM45 192V191H44ZM55 192V191H54ZM56 192H59V191H56ZM56 192H55V194H56ZM92 192H93V190H92ZM92 192H91V194H92ZM105 193H106V191H104ZM115 192H116V190H115ZM176 192V191H175ZM208 192V191H207ZM233 192V191H232ZM27 193V195L29 194V191L28 192H25V194ZM64 193V192H63ZM76 193H79V192H76ZM75 193V194H76ZM102 193V192H101ZM129 193V192H128ZM131 193H133V191L131 192ZM156 193V192H155ZM204 193H206V192H204ZM6 194H8V197L9 198H7V195ZM31 194V193H30ZM29 194V195H30ZM33 194H35L36 195V193H33ZM47 194V196H48V194H49V192H47L46 193ZM53 195V191H51V199H53L52 201H54L55 202V200H54V198H53V196L54 197H56V195ZM67 195L69 194V193H66ZM72 194V193H71ZM104 194V193H103ZM107 194V193H106ZM106 194H104L105 196H106ZM120 194V193H119ZM149 194V193H148ZM147 194V195H148ZM176 195H178V193H175ZM240 194V193H239ZM35 195H31L32 196V201H33V198H34V196ZM41 195H43V193L41 194ZM50 195V194H49ZM59 195H60V193H59ZM73 195V194H72ZM78 195V194H77ZM82 195V194H81ZM81 195H79V196H81ZM85 195V194H84ZM89 195V194H88ZM95 195H96V193H95ZM100 195V194H99ZM107 195H110V194H107ZM123 195V194H122ZM127 195V194H126ZM132 195V194H131ZM160 195V194H159ZM210 195V194H209ZM252 195H254V193L252 194ZM16 196H18V197H16ZM20 196V197H19ZM38 196H40V195H38ZM61 196V195H60ZM64 196V195H63ZM75 196V195H74ZM91 196V195H90ZM102 196V195H101ZM101 196H99V198L101 197ZM135 196V195H134ZM220 195L218 194V197H219ZM244 196V195H243ZM25 197V196H24ZM57 197H59V196H57ZM64 197H66V195L64 196ZM78 197V196H77ZM77 197L75 198V200L77 201V200H80L79 201V203H76V201L73 199V201H70L71 200V198H72V196L69 198L70 200H69V202H71V206H69V207H74V208H76V210H79L80 208H82L84 205H82V207H80V208H78V204H80V202H81V199L79 198V199H77ZM96 197V196H95ZM107 197V196H106ZM109 198H110V196H108ZM108 197L107 198H105V197H103L104 199H108ZM122 197V196H121ZM136 197V196H135ZM169 197V196H168ZM174 197H175V195H174ZM184 197V196H183ZM218 197H217V199H218ZM222 197V196H221ZM258 197V196H257ZM27 198V197H26ZM36 198V197H35ZM44 199H45V193H44V197H43ZM42 198V199H43ZM47 198V197H46ZM49 198H50V196H49ZM74 198V197H73ZM83 198V197H82ZM86 198H87V195H86ZM90 198V197H89ZM127 198V197H126ZM137 198V197H136ZM135 198V201L137 200ZM153 198V197H152ZM185 198H186V196H185ZM198 198V197H197ZM204 198V197H203ZM206 198V197H205ZM204 198V199H205ZM209 199H211L212 200V198H213V201H215V202H217V200H214V197H208ZM238 198V197H237ZM17 199V200H16ZM25 199V198H24ZM28 199V198H27ZM29 199H31L30 197H29ZM39 199V198H38ZM38 199H36V200H38ZM41 199V197H40V200H42ZM60 199H62L61 197H60ZM65 199V198H64ZM63 199V200H64ZM94 199V198H93ZM112 199V198H111ZM110 199V200H111ZM141 199V198H140ZM163 199V198H162ZM169 199V198H168ZM174 199H176V197L174 198ZM179 199V200H178ZM189 199H191V198H189ZM207 199V198H206ZM205 199V200H206ZM251 199H254V198H251ZM264 199V198H263ZM35 200V201H36ZM63 200H60V201H63ZM87 200V199H86ZM90 200V199H89ZM139 200V199H138ZM144 200V199H143ZM171 200V199H170ZM197 200V199H196ZM199 201L201 200V198L200 199H198ZM204 200V201H205ZM220 200V199H219ZM239 200V199H238ZM255 200V199H254ZM32 201H29V202H32ZM43 201V200H42ZM46 201V200H45ZM47 201H48V199H47ZM46 201V202H47ZM58 201V200H57ZM60 201H59V203H60ZM64 201H66V199L64 200ZM92 201V200H91ZM105 201V202H106ZM109 201V202H108ZM142 201V200H141ZM172 201V200H171ZM176 201L178 202H181L182 200H180V198L179 197H177V199H176ZM188 199H187V203H188ZM193 201V200H192ZM225 201H227V200H225ZM236 201V200H235ZM39 202V201H38ZM37 202V203H38ZM67 202H68V197H67ZM69 202H68V204H69ZM78 202V201H77ZM89 202V201H88ZM137 202V201H136ZM185 202V201H184ZM196 202V201H195ZM198 202V201H197ZM201 202V201H200ZM199 202V203H200ZM34 203V202H33ZM48 203H50V201L48 202ZM55 203L56 205H60V204H64V207H65V203L64 202H62V203ZM98 203V202H97ZM135 203V202H134ZM133 203V204H134ZM140 203V202H139ZM254 203V202H253ZM30 204V203H29ZM40 204V203H39ZM45 204V203H44ZM47 204V203H46ZM45 204V205H46ZM50 204H52V203H50ZM54 203L52 204V205H54V207L56 206ZM82 204V203H81ZM81 204H80V206H81ZM102 204V203H101ZM176 204V203H175ZM181 204V203H180ZM179 204V205H180ZM216 204V203H215ZM217 204H218V202H217ZM222 204V203H221ZM252 204V203H251ZM256 204V203H255ZM48 205V207L47 208H49V204H47ZM87 205V204H86ZM90 206H91V204H89ZM95 205V204H94ZM104 205V204H103ZM115 207H114V206ZM117 205V204H116ZM119 205V204H118ZM135 205V204H134ZM133 205V206H134ZM178 205V204H177ZM176 205V206H177ZM188 205V204H187ZM197 205H199V204H197ZM205 205V207L207 206H209V204H208V200H207V202H206V204H204ZM210 205H211V203H210ZM258 205V204H257ZM256 205V206H257ZM33 206H35V205H33ZM61 206H63V205H61ZM67 206V205H66ZM93 206V205H92ZM138 206V205H137ZM136 205H135V208L137 207ZM148 206H150V205H148ZM155 206H156V204H155ZM192 206H193V204H192ZM202 206H203V203H202ZM250 206V205H249ZM264 206V205H263ZM53 207V206H52ZM51 207V208H52ZM53 207V208H54ZM64 207H63V211L65 210L64 209ZM69 207H66V210L65 211H69V212H71L74 208H71V211L70 210H68V208ZM121 207V206H120ZM185 207V206H184ZM183 207V208H184ZM204 207V208H205ZM235 207V206H234ZM41 208H43V206L41 207ZM51 208H50V210H51ZM89 208H91V207H89ZM93 208V207H92ZM100 208V207H99ZM192 208V207H191ZM201 208V207H200ZM209 208H210V206H209ZM259 208V207H258ZM33 209H35L34 207H33ZM55 209V213H56V209H58V210H60L61 208H54ZM83 209V208H82ZM81 209V211L79 210V212H81L82 213V211L84 210H82ZM87 209V208H86ZM117 209H118V206H117ZM151 209V208H150ZM181 209V208H180ZM179 209V210H180ZM207 209V208H206ZM225 209V208H224ZM247 209V208H246ZM264 209V208H263ZM12 210H15L16 211V216H14V213H15V211L13 212ZM44 210V209H43ZM49 210V209H48ZM49 210V211H50ZM89 210H91L92 212V214L94 213V210L93 209H89ZM88 210V211H89ZM100 211L99 209H97V207H96V211ZM148 210V211H147ZM182 210V209H181ZM190 210V209H189ZM192 210V209H191ZM199 210V209H198ZM213 210H214V208H213ZM217 210V209H216ZM230 210V209H229ZM232 210V209H231ZM231 210H230V212H231ZM260 210V209H259ZM34 211V210H33ZM32 211V212H33ZM65 211L63 212V213H61V210L60 211H58L57 213H58V215H59V212H60V215H61V217L63 216L64 217V213H65ZM87 211V210H86ZM97 211V212H98ZM178 211V210H177ZM183 211V210H182ZM181 211V212H182ZM187 211V210H186ZM195 211H196V209H195ZM12 212V216H14V218H11L10 217V213ZM42 212V211H41ZM43 212H45V211H43ZM65 213L66 214V216L65 217H68L69 215H70V213H69V215L67 216V214L68 213ZM84 212V211H83ZM101 212V213H102ZM114 212H116V211H113V213ZM148 212V213H147ZM189 212V211H188ZM215 212V211H214ZM222 212V211H221ZM224 212V211H223ZM50 213V212H49ZM52 213V212H51ZM71 213H73V212H71ZM80 213V214H81ZM96 213V212H95ZM99 213V212H98ZM152 213V212H151ZM183 213V212H182ZM194 213V212H193ZM239 213V212H238ZM252 213V212H251ZM259 213H260V211H259ZM33 214H35L34 212H33ZM38 214V213H37ZM73 214H75V213H73ZM77 214V213H76ZM75 214V215H76ZM84 214V213H83ZM90 214V212L88 213V216L90 217V216H92V215H89ZM119 213H117V215H118ZM137 214V213H136ZM148 214H150V215H148ZM187 214V213H186ZM185 214V215H186ZM194 214H196V213H194ZM212 214V213H211ZM211 214H209V215H211ZM229 214V213H228ZM230 214H232V213H230ZM258 214V213H257ZM260 214H262V213H260ZM260 214H258V215H260ZM32 215V214H31ZM52 215H53V213H52ZM51 215V216H52ZM72 215V214H71ZM87 215V214H86ZM94 216L96 215V214H93ZM115 215H116V213H115ZM120 215V214H119ZM208 215V216H209ZM249 215V214H248ZM37 216V215H36ZM50 216V215H49ZM54 216V215H53ZM57 216V215H56ZM73 216V215H72ZM72 216H71V218H72ZM82 216V215H81ZM110 217H111V215H109ZM113 216V215H112ZM213 216V215H212ZM232 216V215H231ZM252 215H250L249 217H251ZM254 216H256V215H253V217H252V219L251 220H254ZM47 217V216H46ZM46 217H44L45 219H46ZM60 217V216H59ZM83 217V216H82ZM84 217H85V215H84ZM83 217V218H84ZM88 217V218H89ZM100 217H97V218H100ZM108 217V216H107ZM107 217H104V218H107ZM117 217V216H116ZM213 217H215V216H213ZM230 217V216H229ZM259 217H261V216H259ZM259 217H257V218H259ZM264 217V216H263ZM39 218V217H38ZM37 218V219H38ZM53 218V217H52ZM85 218H87V217H85ZM111 218H113V217H111ZM115 218V217H114ZM125 218V219H124ZM184 218V217H183ZM188 218H190V217H188ZM216 218V217H215ZM214 218V219H215ZM256 218V217H255ZM42 219H43V217H42ZM41 219V220H42ZM51 219V218H50ZM90 219H91V217H90ZM92 219H93V217H92ZM110 219V218H109ZM118 219H119V217H118ZM119 219V220H120ZM191 219V218H190ZM202 219V218H201ZM200 219V220H201ZM210 219V218H209ZM221 219V218H220ZM232 219V218H231ZM237 219V218H236ZM249 219V218H248ZM48 220V219H47ZM58 220H59V218H58ZM65 220H66V218H65ZM68 220H69V217H68ZM70 220H69V222H70ZM112 219H110V221H111ZM114 220V219H113ZM117 220V219H116ZM118 220V223L120 224V221ZM143 220V221H142ZM150 220H152L153 222H151ZM216 220H218V218L216 219ZM240 219L238 218V221H239ZM256 220H259V219H256ZM38 221V220H37ZM44 221H46V220H44ZM50 221V220H49ZM48 221V222H49ZM61 221L63 222V225H64V220L63 219H61ZM60 221V222H61ZM90 221V220H89ZM90 221V222H91ZM105 221H107V219L105 220ZM170 221H172V220H170ZM186 221H187V218L185 219V223H186ZM190 221V220H189ZM204 221V220H203ZM260 221H262V223H254L253 221H251V225L250 226H248L249 228L247 229V225L245 224V222L243 223H241L240 224V229H241V231H243V233H244V241L241 239V241H240V245H236V243H239V241L238 242H236L237 240L236 239H234V243H233V245L234 246H239L240 248H238V247H236V249L238 248L239 250H238V252L236 251H234V248L232 249V238L230 239V237H229V241L231 242V243H229L228 242V240L227 241H225L224 242V240H223V244H224V246L221 248V252H222V254H223V256L225 255V256H227V257H225V258H227L228 260H229V262L230 263H228L227 262V264H241V260H248L249 258H254V255L255 256H257L258 258H259V260L261 261V263L262 264H264V225H263V223H264V218H261V220ZM17 222H19V224L20 225H17L18 223ZM20 222H22V223H24V226H26L27 227V231H29V230H31L32 232H33V234H32V236H27V233H23V230H25L26 231V228H24L23 230L22 229H20V227H19V229L20 230H22V232H20L19 230H16L17 228H18V226H21V223ZM67 223H68V221H66ZM93 222H95V224L94 225H91V224H93ZM117 222V221H116ZM146 222V223H145ZM222 222V220L220 221L219 220V223H221ZM259 222V221H258ZM17 223V224H16ZM39 223V224H38ZM112 223V222H111ZM143 223V224H142ZM218 223V222H217ZM240 223V222H239ZM38 224V225H37ZM59 224V223H58ZM106 224H109V223H106ZM155 224H156V226H155ZM155 224H153V226H155V227H157V223H155ZM178 224V223H177ZM180 224V223H179ZM204 224H206L205 222H204ZM216 224V223H215ZM234 224V223H233ZM50 225V226H49ZM118 225V224H117ZM121 225V226H122ZM144 225V226H143ZM188 225H189V223H188ZM207 225H208V223H207ZM217 225V224H216ZM220 225V224H219ZM23 226V227H24ZM60 226V225H59ZM119 226V225H118ZM117 226V227H118ZM153 226H152V228H153ZM175 226H176V224H175ZM180 226H182V223L180 224ZM187 226V225H186ZM236 226V225H235ZM235 226H233L232 225V227L233 228H236ZM23 227H21V228H23ZM116 227V228H117ZM170 227H171V224H170ZM173 228H175L174 226H172ZM191 227H193V226H191L190 225V228ZM223 227H225V226H223ZM231 227V226H230ZM113 228V227H112ZM115 228V227H114ZM115 228V229H116ZM119 228H121L120 226H119ZM159 228V225H158V227L156 228V229H158ZM173 228H170V230H169V232H167V233H169V237L168 238H170V240H174V241H182V239L180 240V236H181V232H178V231H180L179 229L180 228H182V227H180L179 229H178V231H177V227L175 228V229H173ZM187 228H189V226H187ZM189 228V229H190ZM217 228H219L220 229V234L222 233V231H221V226L220 227H217ZM29 229V230H28ZM111 229V230H110ZM118 229V228H117ZM116 229V230H117ZM148 229V230H147ZM155 229V228H154ZM153 229V230H154ZM155 229V230H156ZM185 229V228H184ZM192 230H194L193 228H191ZM199 229V228H198ZM197 229V230H198ZM202 229V228H201ZM223 229V228H222ZM232 229V228H231ZM119 231H120V229H118ZM127 230H125V231H127ZM153 230H151V231H153ZM166 230V229H165ZM204 230V229H203ZM230 230V229H229ZM233 230V229H232ZM15 231H18L17 233L15 232ZM122 231V230H121ZM124 231V230H123ZM157 231H159V230H157ZM161 231V230H160ZM167 231V230H166ZM207 231H208V229H207ZM211 231V230H210ZM215 231V230H214ZM227 231V230H226ZM23 233L25 236H22V234L21 235H19L18 233ZM154 232V231H153ZM195 232V231H194ZM199 232V231H198ZM197 232V233H198ZM204 232H205V230H204ZM203 232V234L207 237V233L208 232H206V233H204ZM238 232V231H237ZM30 233V232H29ZM123 233V232H122ZM126 233V232H125ZM124 233V235L126 236V234ZM156 233H158V232H156ZM156 233H155V237H156ZM160 233V232H159ZM163 233V232H162ZM201 233V232H200ZM229 233V232H228ZM233 233V232H232ZM119 234V235H118ZM164 234V233H163ZM184 234H186L185 232H184ZM196 234V233H195ZM211 234H213L212 233V231H211ZM219 234V232L217 231V235ZM219 234V235H220ZM223 234V237L224 238H226L224 235V232L222 233ZM231 234V233H230ZM235 234V233H234ZM233 234V235H234ZM30 235V234H29ZM41 235V236H40ZM123 235V234H122ZM152 235V234H151ZM161 236H162V234H160ZM164 235H166V232H165V234ZM187 235V234H186ZM198 235V237L201 235H199V234H197ZM43 236V237H42ZM157 236L158 237H156V238H159L160 236L157 234ZM166 236H168V235H166ZM165 236V237H166ZM183 236V235H182ZM194 236V235H193ZM226 236L228 237V236H230V235H228V234H226ZM40 237H42V239H40ZM127 237V236H126ZM129 237H127V238H129ZM164 237V236H163ZM162 237V238H163ZM206 237H205V241L203 242L202 241V243H203V245H201L202 243H200V241L197 239V236H196V238H195V236H194V239H193V241L192 242H188L187 244H189V245H187V249L189 250V251H187L186 250V248H185V245H184V243H185V239H183V245L180 243V245H178V244H176L175 246H177L176 247V249H174L173 251H175L176 250V253H172L173 254V262L171 261V258H170V262H171V264H189L188 263V256L190 257V255H191V257H192V259H194L195 260V258H193V257H196L197 258V252H198V254L200 255V259L202 260V258L203 257H207V256H209L212 252L210 251V253L208 252V251H206L205 250V246H206V244H207V242H208V244L209 245H211L212 247L216 244V242H219L222 238H221V235L220 236H218V238H220V240L219 241H217V239L218 238H212V240L214 241V243L215 244H213L212 243V240H210V239H206ZM209 237V236H208ZM211 237H213V236H211ZM216 237V236H215ZM148 238V237H147ZM155 238V239H156ZM183 238H184V236H183ZM199 238H203V237H199ZM223 238V239H224ZM238 238V237H237ZM161 239V238H160ZM165 239V238H164ZM163 239V240H164ZM167 239V238H166ZM191 239V238H190ZM240 239V238H239ZM107 240V239H106ZM109 240V239H108ZM112 240H113V238H112ZM123 240V239H122ZM122 240H120V241H122ZM169 240V239H168ZM185 240V241H184ZM202 240V239H201ZM207 240H209V241H207ZM114 241V240H113ZM167 241V240H166ZM165 241V242H166ZM189 241H191V240H189ZM207 241V242H206ZM168 242V241H167ZM123 243V242H122ZM151 243V242H150ZM168 243H170L171 244V242H168ZM177 243V242H176ZM213 245H212V244ZM220 243V242H219ZM219 243H217V244H219ZM155 244V243H154ZM158 244V243H157ZM170 244H169V246H170ZM207 244V245H208ZM222 244V243H221ZM220 244V245H221ZM226 244V245H225ZM231 244V245H230ZM172 245V244H171ZM246 245H250L251 247H252V249H250L249 247L250 246H248V248L249 249H247L246 248ZM131 247V248H133L132 250H131V248H129V247ZM150 246V245H149ZM216 246V245H215ZM171 247V246H170ZM169 247V248H170ZM173 247V246H172ZM220 247V246H219ZM208 248H209V246H207V250H208ZM111 249H112V246H111ZM135 249V250H134ZM154 249V248H153ZM216 249V248H215ZM217 250V249H216ZM219 250V249H218ZM217 250V251H218ZM249 250H251V251H249ZM111 251H112V254H114L115 253V255H116V258H115V255H114V258L115 259H113V258H111V256H110V254H111ZM133 251V252H132ZM139 251V250H138ZM140 251H139V255H141L140 254ZM155 251V250H154ZM114 252V253H113ZM143 252V251H142ZM150 252H153V251H151L150 250ZM157 252V251H156ZM156 252H154L156 255H157V253ZM206 252H208L209 254H207ZM145 253V252H144ZM153 253V254H154ZM205 253V254H204ZM154 254V255H155ZM207 254V255H206ZM213 254V253H212ZM214 254H217V253H215L214 252ZM213 254V255H214ZM218 254H220V253H218ZM138 255V254H137ZM145 255V254H144ZM147 257H146V259H145V263L146 264H156V261H155V259L153 258V256H152V254L151 253H149V249H148V252H147V255H146ZM211 256V255H210ZM215 256V255H214ZM219 256V255H218ZM238 256V258H237V262L235 263V258ZM113 257V256H112ZM139 257V256H138ZM145 257V256H144ZM155 257V256H154ZM158 257V256H157ZM156 257V258H157ZM190 257V258H191ZM142 258V257H141ZM161 258V257H160ZM209 258V257H208ZM220 258V257H219ZM111 259H113V260H111ZM159 259V258H158ZM167 259V258H166ZM165 259V260H166ZM212 259V258H211ZM210 259V260H211ZM256 259V258H255ZM209 259H207V264H212V261H213V259H212V261H208ZM216 260V259H215ZM239 260H240V262H239ZM251 260H253V259H251ZM114 261V262H115ZM159 261H162V260H159ZM167 261V260H166ZM189 261H191L190 259H189ZM193 261V260H192ZM225 261H227V260H225ZM244 261V262H245ZM163 262V261H162ZM161 262V263H162ZM168 262V261H167ZM169 262V263H170ZM196 262H198V261H196ZM196 262H195V264H196ZM214 262H216V261H214ZM220 262H224V261H222V259L220 260ZM251 262V261H250ZM250 262H248L249 264H251ZM192 263H194V261L192 262ZM203 263V262H202ZM217 263V262H216ZM254 263H255V261H254ZM254 263H252V264H254ZM110 264V263H109ZM158 264H160V263H158ZM168 264V263H167ZM204 264H206V262L204 263ZM244 264V263H243ZM247 264V263H246Z\"/></svg>", "mask_w": 264, "mask_h": 264}]
</instances>
